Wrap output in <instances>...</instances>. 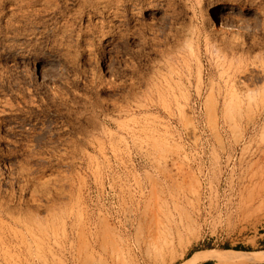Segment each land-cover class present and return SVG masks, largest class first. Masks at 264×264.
<instances>
[{"label": "rangeland", "instance_id": "rangeland-1", "mask_svg": "<svg viewBox=\"0 0 264 264\" xmlns=\"http://www.w3.org/2000/svg\"><path fill=\"white\" fill-rule=\"evenodd\" d=\"M262 253L264 0H0V264Z\"/></svg>", "mask_w": 264, "mask_h": 264}, {"label": "bare ground", "instance_id": "bare-ground-1", "mask_svg": "<svg viewBox=\"0 0 264 264\" xmlns=\"http://www.w3.org/2000/svg\"><path fill=\"white\" fill-rule=\"evenodd\" d=\"M225 30V29H224ZM158 226V225H157ZM157 229V227L155 228V230ZM159 231V230H158ZM157 232V231H156ZM157 234L156 233V237H157ZM159 235V234H158ZM155 236V235H154ZM114 237V236H113ZM114 241H113V244H115V238H113ZM111 240V239H110ZM240 256V255H239ZM209 257H214L213 255L212 256H209ZM217 257V256H216ZM238 257V256H237ZM206 258V257H205ZM239 258V257H238ZM235 259V260H232L233 263H255V262H264V254H257V255H252V256H248L247 254H241L240 258L239 259ZM204 259V258H203ZM199 260H201V254H198V255H195L192 259H191V262H200Z\"/></svg>", "mask_w": 264, "mask_h": 264}, {"label": "trees", "instance_id": "trees-1", "mask_svg": "<svg viewBox=\"0 0 264 264\" xmlns=\"http://www.w3.org/2000/svg\"><path fill=\"white\" fill-rule=\"evenodd\" d=\"M241 250V249H240ZM206 264H210V263H206Z\"/></svg>", "mask_w": 264, "mask_h": 264}]
</instances>
